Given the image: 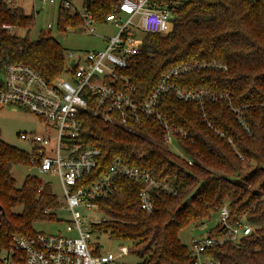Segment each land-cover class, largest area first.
<instances>
[{
    "label": "trees",
    "instance_id": "16d2710c",
    "mask_svg": "<svg viewBox=\"0 0 264 264\" xmlns=\"http://www.w3.org/2000/svg\"><path fill=\"white\" fill-rule=\"evenodd\" d=\"M120 1L84 0V6L103 21ZM167 1L175 11L172 28L144 34L140 51L122 74L142 99L171 69L191 66L171 82L204 94L202 100H183L170 90L160 98L170 123L187 132L176 138L183 155L166 145L155 119L145 117L127 128L107 125L91 110L82 113L85 144L103 152L98 173L121 156L173 188L154 189L155 208L147 213L140 206L143 184L118 178L117 192L97 199L105 216L92 224L93 232H109L132 244L140 256L135 264H194L196 256L179 233L227 205V223L244 220L253 231L205 253L219 264H264V0ZM35 20L36 11L28 13L23 3L0 0V66L25 63L53 82L69 67L65 48L51 29L32 39ZM57 26L82 28L83 18L60 6ZM15 28L26 33L17 34ZM32 157L0 137V205L5 212L0 237L6 244L15 234L35 233L37 222L59 220L58 196L42 175L28 174L18 186L12 173L16 165L29 167ZM224 233L219 221L208 231L211 236ZM94 252H102L100 243Z\"/></svg>",
    "mask_w": 264,
    "mask_h": 264
},
{
    "label": "built area",
    "instance_id": "2783aa9c",
    "mask_svg": "<svg viewBox=\"0 0 264 264\" xmlns=\"http://www.w3.org/2000/svg\"><path fill=\"white\" fill-rule=\"evenodd\" d=\"M33 1L57 3L58 7L71 9L83 18L80 29L86 33H95V26L113 22L118 31L103 36L104 47L87 51L82 60L70 52L68 69L53 82H48L37 69L25 63L0 66V107L19 106L46 123L48 134L21 132L19 136L30 144L27 151L33 157L29 167L37 169L40 175L54 173L58 176L63 193L58 197L57 211L66 209L70 216L66 223L67 233L36 230L33 234H15L8 244L0 237V264H118L115 252H94L99 241L93 239L92 224L102 218L93 220L86 213L93 208L99 209L98 198L117 192L116 182L120 177L143 184L140 206L147 213L155 208L154 189L172 191L173 188L167 181L159 180L150 169L121 156H115L106 170L98 173L103 152L99 147L85 144L81 115L91 110L107 125L127 128L145 117L155 119L162 126L166 145L183 155L176 138L187 132L170 123L160 107V98L174 90L180 99L202 100L204 91H185L171 82L174 76L191 66L171 69L142 99L136 96V88L129 77L122 74L140 51L144 34L165 33L172 28L175 11L167 0H121L117 10L110 12L103 21L96 20L84 6V0L82 10L71 0ZM4 27L12 29L9 24ZM72 59H75L74 65H71ZM43 186L41 184L39 190ZM229 215L228 206L223 205L219 222L224 223V234L211 236L207 233L193 239L194 264H219V260L205 253L208 248L227 240L238 242L253 231V226L244 220L228 224ZM4 221L5 212L0 207V229ZM120 250L121 254L129 252L126 246Z\"/></svg>",
    "mask_w": 264,
    "mask_h": 264
},
{
    "label": "rangeland",
    "instance_id": "374dc122",
    "mask_svg": "<svg viewBox=\"0 0 264 264\" xmlns=\"http://www.w3.org/2000/svg\"><path fill=\"white\" fill-rule=\"evenodd\" d=\"M13 1H15V3H23L28 13H31L33 10L36 11V20L31 29L30 37L36 39L42 30L51 29L53 36L64 46L67 59L69 58L68 54L70 52L80 60L84 59V55L87 51L104 47L103 36L114 35L118 31V27L114 22L95 26V33H86L84 30L76 27H69L67 30H60L57 26V3L41 4L39 1L33 0ZM71 1L76 8L82 10L83 0ZM9 3H12V1ZM32 6H34V8H32ZM14 31L20 35L26 33V30L21 28H15ZM139 34L141 35V33ZM0 131L1 139L24 150H29L30 144L21 139L19 136L21 132H35L39 134H48L49 132L45 122H42L34 113L26 111L19 106L0 107ZM51 134L55 135V132L52 131ZM174 151L176 152L178 150ZM12 173L17 180L18 186L22 185L28 174H39L37 169L24 165L14 166ZM41 178L43 179V182H48L51 185L54 193L58 197L62 195V185L56 174H44ZM57 213L59 215V220L52 222H37L35 224V229L52 233H67L66 223L67 219L70 217L69 212L62 208L59 209ZM86 215L93 220H100L105 216L98 208H93L86 213ZM218 221L219 214H214L211 219H207L203 223H191L179 233V237L183 243L192 248L193 239L203 237V235L207 234L210 228L215 226ZM93 239L99 241L102 245L103 251H113L118 254L117 262L135 264L140 260V256L134 252L132 244L125 240L112 238L109 232H95L93 234ZM122 246L128 247L129 252L121 254L120 248Z\"/></svg>",
    "mask_w": 264,
    "mask_h": 264
},
{
    "label": "water",
    "instance_id": "95a60500",
    "mask_svg": "<svg viewBox=\"0 0 264 264\" xmlns=\"http://www.w3.org/2000/svg\"><path fill=\"white\" fill-rule=\"evenodd\" d=\"M74 64H75V59H72V60H71V65H74ZM0 207L3 208L2 205H0Z\"/></svg>",
    "mask_w": 264,
    "mask_h": 264
},
{
    "label": "crops",
    "instance_id": "0c3cea01",
    "mask_svg": "<svg viewBox=\"0 0 264 264\" xmlns=\"http://www.w3.org/2000/svg\"><path fill=\"white\" fill-rule=\"evenodd\" d=\"M32 8H34V6H32Z\"/></svg>",
    "mask_w": 264,
    "mask_h": 264
}]
</instances>
